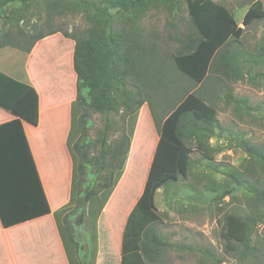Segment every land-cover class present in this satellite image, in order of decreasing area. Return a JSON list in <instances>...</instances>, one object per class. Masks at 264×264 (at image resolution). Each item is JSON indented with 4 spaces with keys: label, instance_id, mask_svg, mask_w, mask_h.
Returning a JSON list of instances; mask_svg holds the SVG:
<instances>
[{
    "label": "trees",
    "instance_id": "1",
    "mask_svg": "<svg viewBox=\"0 0 264 264\" xmlns=\"http://www.w3.org/2000/svg\"><path fill=\"white\" fill-rule=\"evenodd\" d=\"M26 1L1 0V5L6 6L2 15L4 21L11 24L27 21L21 13ZM183 1L196 35L191 28L186 37H181L180 51L173 57V62L180 74L202 87L198 89V94L175 99L177 102L172 111L161 120L154 119L159 127V139L143 191L123 231L120 264H155L159 260L168 243L156 231L160 217L154 203L155 193L161 187L177 182L180 176L186 178L193 150L201 152L204 157L209 156L208 142L217 136L215 130L220 124L217 110L206 101H212L217 93L222 94L224 81L221 77L239 80L244 76L239 65L242 55L228 49L231 43L239 41L244 32L231 11L213 0ZM179 2L45 0L37 4L45 13V18L37 27L38 32L29 35V47L22 48V52H30L36 42L55 32L52 31L54 16L65 17L68 12L76 11L87 25L83 30H59L63 37L73 41L70 63L76 78L67 138L72 159L70 199L54 212L70 263L72 252L82 250L81 244L75 241L73 230L83 223L85 214L93 220L99 216L122 175L138 110L144 103L143 95L151 87L157 92L159 82L149 80L148 76L155 67L161 72L164 61L157 45L148 42L140 21L153 9L162 8L171 12L178 8ZM14 4H20L21 9H10ZM17 10L20 12L15 14ZM111 10L115 12L111 14ZM262 17L264 13L260 3L254 0L243 15L241 25L248 26ZM44 28L49 32L46 35L41 32ZM16 31L2 35L0 46L23 45L27 35L23 28L19 27ZM57 55L53 57L58 58ZM263 55L264 39L257 54L251 55V64H264ZM59 56L63 59L65 52ZM128 79L134 83L131 90L126 88ZM205 85H208V90ZM224 97L227 104L234 103L237 113L245 108L243 99H234L227 92H224ZM0 107L15 116L0 125V222L3 227H9L49 214L50 209L21 126V121L37 124L38 95L28 83L0 73ZM122 110L125 114L119 120L126 121L128 118L127 128L115 121ZM92 115L103 119L94 138L88 135L95 126ZM238 146L246 154L248 166L244 172L236 168L224 174L231 184L249 192L264 209V185L261 186L264 146L245 138H238ZM245 175L250 176L253 183ZM227 188L221 193L222 198L231 194ZM67 230L69 235H66ZM92 236L96 238V233ZM245 236L246 226L242 216L234 212L225 215L220 237L227 252H234L242 246L241 260H246L256 250L250 241L245 240Z\"/></svg>",
    "mask_w": 264,
    "mask_h": 264
},
{
    "label": "rangeland",
    "instance_id": "2",
    "mask_svg": "<svg viewBox=\"0 0 264 264\" xmlns=\"http://www.w3.org/2000/svg\"><path fill=\"white\" fill-rule=\"evenodd\" d=\"M213 1L228 8L240 25L243 15L254 0ZM258 1L261 12L264 13V0ZM177 7L171 12L162 8L153 9L140 21V26L148 42L157 45L159 55L164 61L161 69L162 75L155 67L149 73V78L146 77L151 81L155 79L156 82H159L156 90L159 91V96L152 92L155 91L152 87L146 93L143 91L145 96L143 95L144 98H142L145 106L140 107L137 115L141 127H146L150 121L149 110L152 112L153 121L154 119L161 120L175 107V102H177L175 99L182 92L178 93L175 89L180 86L178 85L179 78L183 77L176 70L173 57L180 51L179 41L183 39L181 37H186L191 28L193 35L196 34L188 17L185 2L180 0ZM66 11L68 12V10ZM110 12L113 14L115 10ZM23 27L25 29L24 24ZM86 27L85 20L76 11L68 12L65 17H59L57 20L54 19L52 25V29L60 31L83 30ZM242 28L244 32L241 38L238 42L231 43L228 49L242 55L243 59L239 65L244 76L239 80H233L217 74L224 81L223 92L222 94L217 93L212 101H206L217 110V120L220 124V127L215 130L217 136L208 142L209 156L204 157L201 152L193 150L186 178L180 176L177 182L163 186L155 193L154 203L160 217V221L156 224V231L168 243L155 264H264V209L249 192L231 184L224 174L225 171L227 173L236 168L240 172H244V168L248 166L246 154L238 146V138L249 139L252 143L264 146V64H251V55L257 54L259 45L264 39V17L256 19ZM59 50L65 52L64 62L68 61L66 58L68 46L52 43L46 46L45 51L41 47L36 50L37 63H44L47 59L45 55L49 53L59 56ZM262 57L264 58V55ZM50 59L53 60L52 57ZM44 65L41 66L44 68ZM15 67L19 71L22 64L17 61ZM47 67L49 68V66ZM65 71L66 67L63 69V72ZM155 71L157 72L156 76H154ZM40 77L43 79L42 81H46L48 92H53L54 96L60 94L57 86L62 84L61 77L52 79L47 73L41 72ZM56 80L57 82H55ZM127 83L126 88L131 90L134 83L129 79ZM224 92L231 94L234 99H243L246 102L245 108L237 113L234 110V103L227 104ZM74 100L75 94L71 99L70 106ZM66 101L67 99L64 100V102ZM122 111V114L116 115L115 121L127 128L129 119L119 120L125 114V111ZM91 119L95 126L91 128L88 135L94 138L103 119H100L99 115H92ZM47 144L46 140L45 145L47 146ZM55 146H57L56 141L52 138L51 148L54 149ZM191 146L193 148V143ZM125 164L126 161L123 170ZM142 168L143 163L141 169L135 167V172L138 173ZM245 177L250 183H253L250 176L245 175ZM263 185L264 177L261 179V186ZM57 187L59 188V185ZM136 187L133 186V188ZM226 187L231 194L222 198L221 193ZM232 212L242 216L246 226L245 240L250 241L251 245L256 247V250L246 260L240 259L242 246H239L234 252H227L220 237L224 216ZM66 214L68 212L62 216L61 222ZM97 219L93 220L91 216L85 214L83 223L77 225L73 230L75 239L80 237L79 242L82 250L92 249V235L97 233L99 226ZM71 221L74 222V219ZM69 234L70 231L67 230L66 235ZM86 239L88 243H86ZM94 239L97 242L95 245L97 250V237ZM108 249H111L114 255L115 250L110 247Z\"/></svg>",
    "mask_w": 264,
    "mask_h": 264
},
{
    "label": "crops",
    "instance_id": "3",
    "mask_svg": "<svg viewBox=\"0 0 264 264\" xmlns=\"http://www.w3.org/2000/svg\"><path fill=\"white\" fill-rule=\"evenodd\" d=\"M40 1L45 0H27L26 4L22 6L23 11H21L27 21L12 24L4 21L2 15L6 6L0 3V37L10 31L15 33L20 27L27 35L25 39L28 42L24 41L23 45L21 43L17 47L0 46V73L9 76L13 80L28 83L38 95L37 124L32 125L21 121V126L50 213L9 227H3L0 222V264H120L123 231L128 217L143 191L147 176L145 173L146 170L148 173L155 153L159 131L152 119L151 110L148 111L150 121L146 122V127H141L138 118L126 154L125 168L97 219L99 223L96 233L97 250L95 247L97 242L91 237L93 239L92 249L74 250L71 254L70 263L58 232L54 212L67 204L70 199L72 159L67 147V138L71 127L70 102L74 97L76 79L70 63L73 41L63 37L59 30L52 29L55 32L36 42L30 52H22V48L29 47V42H31L29 35L38 32L37 27L41 26V20L45 18V13L42 10L40 11L37 6ZM12 8L21 9L20 4H14L10 9ZM14 12L18 14L20 10ZM54 19L57 20V17L54 16ZM237 25L242 27L241 23L240 25L237 23ZM41 32L43 35L49 33L46 28ZM52 43L68 46L69 50L66 55L68 61L64 62L61 56L57 58L53 57L55 54L49 53L45 55L48 60L45 59L44 63H37L36 50L41 47L45 51L46 46ZM62 53L64 51L60 52L59 55ZM17 61L22 64L19 71L15 67ZM40 64H45L44 68ZM65 67L66 71L63 72ZM40 72L47 73L52 79L61 77L63 85L57 86V89L60 90L58 96H54L53 92H48V88L46 90L48 85H46V81H42ZM180 76L183 77L179 78L180 83L178 85L180 86L175 88L178 93L182 91L178 98L183 99L187 94H198V89L202 85L195 84L182 74ZM204 88L208 90L209 87L205 85ZM71 91H73V94H71ZM155 93L159 96L158 92ZM66 99L67 101L64 102ZM141 106L143 108L145 105L142 104ZM14 118L15 116L10 112L0 107V125ZM45 127L47 128L44 129ZM52 138L57 145L54 149L51 148ZM46 140L48 141V148L45 145ZM142 163V170H139L138 173L135 172V167L141 169ZM57 185H59V188ZM137 185L139 186L136 187ZM133 186L136 188H133ZM79 240L80 237L75 239L76 242H79ZM86 243H88L87 239ZM109 247L115 250L114 255L111 249H108Z\"/></svg>",
    "mask_w": 264,
    "mask_h": 264
}]
</instances>
